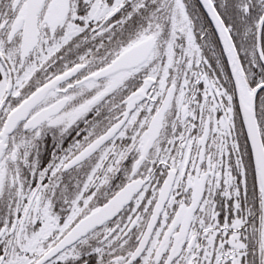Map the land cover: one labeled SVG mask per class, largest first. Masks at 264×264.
<instances>
[{
	"label": "snow or ice",
	"instance_id": "obj_1",
	"mask_svg": "<svg viewBox=\"0 0 264 264\" xmlns=\"http://www.w3.org/2000/svg\"><path fill=\"white\" fill-rule=\"evenodd\" d=\"M0 264H264V0H0Z\"/></svg>",
	"mask_w": 264,
	"mask_h": 264
}]
</instances>
